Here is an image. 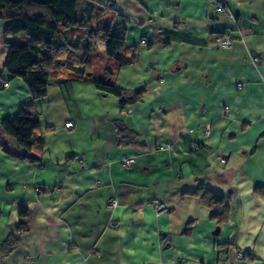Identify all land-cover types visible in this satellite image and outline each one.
Returning a JSON list of instances; mask_svg holds the SVG:
<instances>
[{
	"label": "crops",
	"instance_id": "obj_1",
	"mask_svg": "<svg viewBox=\"0 0 264 264\" xmlns=\"http://www.w3.org/2000/svg\"><path fill=\"white\" fill-rule=\"evenodd\" d=\"M111 13L135 63L120 66L97 45L84 77L51 78L34 103L38 160L16 157L0 128V245L18 210L29 212L0 264H264V194L255 190L264 187V0H116ZM215 29L235 39L230 48L214 45L223 37ZM107 77L127 102L95 88ZM28 97L21 79L0 85V122ZM113 119L135 143H117ZM199 187L222 195L224 223L211 219ZM156 201L167 209L156 213Z\"/></svg>",
	"mask_w": 264,
	"mask_h": 264
},
{
	"label": "trees",
	"instance_id": "obj_2",
	"mask_svg": "<svg viewBox=\"0 0 264 264\" xmlns=\"http://www.w3.org/2000/svg\"><path fill=\"white\" fill-rule=\"evenodd\" d=\"M0 0V20L5 23L3 31L7 52L3 72L7 79L18 78L27 86L29 97L19 107L13 119L0 122L2 132L11 138L21 150L14 155L29 161L38 160L30 151L42 144L40 126L34 103L45 98L48 81L53 77H84L89 73L90 58L99 43L104 44L105 55L120 66L135 63V46L125 42L124 31L114 23L116 0ZM220 35H229L225 29H215ZM142 42V41H141ZM95 88L117 97L125 93L110 83L93 80ZM140 91L129 92L131 100L138 99ZM127 102V101H126ZM118 144L135 143L136 133L128 129L120 119H113ZM8 152V151H7ZM256 192L264 194V187L256 186ZM202 204L210 209L211 219L217 226L228 218V208L220 194L199 187L197 192ZM26 209L18 210L19 222L14 233L0 245V254L10 253L26 231ZM225 253L226 249L217 248ZM239 252V251H237ZM235 252V258L236 253ZM242 253V258L245 254Z\"/></svg>",
	"mask_w": 264,
	"mask_h": 264
},
{
	"label": "built area",
	"instance_id": "obj_3",
	"mask_svg": "<svg viewBox=\"0 0 264 264\" xmlns=\"http://www.w3.org/2000/svg\"><path fill=\"white\" fill-rule=\"evenodd\" d=\"M214 7H215V10L217 12H225L226 11V6L223 2H215L214 4ZM235 41V39L233 37H230V36H223V37H218L215 42H214V45L217 46V47H221V48H230L233 44V42ZM251 61L252 63H257L258 62V57L257 56H254L251 58ZM8 85L7 82H2V86L3 87H6ZM238 87H242V84H237ZM64 126L65 127H72L73 126V123L71 121H68L66 123H64ZM160 149H162V147H159ZM191 149L194 148L193 145L190 146ZM133 162V157L132 156H128L126 158H124L122 161H121V165L124 166V167H128L132 164ZM117 204V201L115 199H112L111 202H110V206L112 208H114ZM151 207L153 208V210L156 212V213H160L162 211H165L167 209L165 203L163 201H156L154 203L151 204ZM219 254H223V252H219ZM236 259L237 260H241L242 259V253L241 252H237L236 253Z\"/></svg>",
	"mask_w": 264,
	"mask_h": 264
},
{
	"label": "rangeland",
	"instance_id": "obj_4",
	"mask_svg": "<svg viewBox=\"0 0 264 264\" xmlns=\"http://www.w3.org/2000/svg\"><path fill=\"white\" fill-rule=\"evenodd\" d=\"M81 1H82V0H79V2H78V5H77L76 10H75V15H77V9H79V7H80V5H81ZM127 42H128V43H131V40L128 38V39H127ZM100 46H103V47H104V44H103V43H99V44H98V47H100ZM107 97H109L108 99H114V97L111 96V95H110V96H107ZM107 97L105 98L106 100L104 99L105 102H103V103L109 105L111 102H109V100H107ZM111 101H112V100H111ZM112 102H113V101H112ZM46 113H47V114H50V112L47 111V110H46Z\"/></svg>",
	"mask_w": 264,
	"mask_h": 264
},
{
	"label": "water",
	"instance_id": "obj_5",
	"mask_svg": "<svg viewBox=\"0 0 264 264\" xmlns=\"http://www.w3.org/2000/svg\"><path fill=\"white\" fill-rule=\"evenodd\" d=\"M126 99H127V98H126L125 96H121V97L119 98L118 102L124 104V103L126 102ZM217 231H218V228H216L214 234H216Z\"/></svg>",
	"mask_w": 264,
	"mask_h": 264
}]
</instances>
